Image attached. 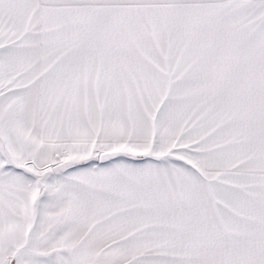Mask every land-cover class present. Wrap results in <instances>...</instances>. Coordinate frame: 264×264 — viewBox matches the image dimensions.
<instances>
[{
	"label": "snow or ice",
	"instance_id": "obj_1",
	"mask_svg": "<svg viewBox=\"0 0 264 264\" xmlns=\"http://www.w3.org/2000/svg\"><path fill=\"white\" fill-rule=\"evenodd\" d=\"M0 264H264V0H0Z\"/></svg>",
	"mask_w": 264,
	"mask_h": 264
}]
</instances>
